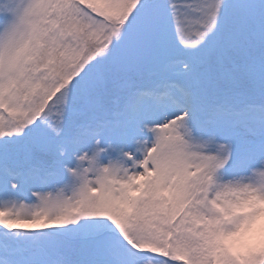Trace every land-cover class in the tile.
I'll list each match as a JSON object with an SVG mask.
<instances>
[{"label": "snow or ice", "instance_id": "1", "mask_svg": "<svg viewBox=\"0 0 264 264\" xmlns=\"http://www.w3.org/2000/svg\"><path fill=\"white\" fill-rule=\"evenodd\" d=\"M0 264H264V0H0Z\"/></svg>", "mask_w": 264, "mask_h": 264}]
</instances>
